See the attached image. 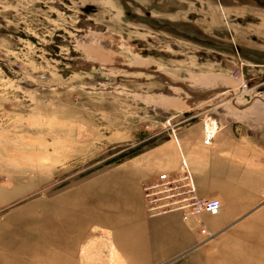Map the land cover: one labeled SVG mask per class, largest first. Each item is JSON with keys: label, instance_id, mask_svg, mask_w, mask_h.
<instances>
[{"label": "rangeland", "instance_id": "rangeland-1", "mask_svg": "<svg viewBox=\"0 0 264 264\" xmlns=\"http://www.w3.org/2000/svg\"><path fill=\"white\" fill-rule=\"evenodd\" d=\"M260 97L264 0H0V264H264V189L208 239L141 191L145 151Z\"/></svg>", "mask_w": 264, "mask_h": 264}, {"label": "crops", "instance_id": "crops-1", "mask_svg": "<svg viewBox=\"0 0 264 264\" xmlns=\"http://www.w3.org/2000/svg\"><path fill=\"white\" fill-rule=\"evenodd\" d=\"M205 130L213 132L208 142L204 141ZM173 148L166 153L162 144L145 151V180L162 171H177L184 160L198 197H217L222 203L232 199L233 205H245L247 190L264 189V99L240 103L229 116L197 117L175 132ZM170 213L180 218L177 212ZM231 216L219 217L220 224L215 220L213 228ZM190 221L195 224L193 219L182 222Z\"/></svg>", "mask_w": 264, "mask_h": 264}, {"label": "built area", "instance_id": "built-area-1", "mask_svg": "<svg viewBox=\"0 0 264 264\" xmlns=\"http://www.w3.org/2000/svg\"><path fill=\"white\" fill-rule=\"evenodd\" d=\"M247 83L241 84L245 90ZM213 132L205 130L204 141L208 142ZM142 197L149 215L177 212L182 221L194 220L198 233L203 239L213 233L205 225L201 216L215 215L220 211L221 202L217 197L201 198L196 194L191 172L184 160L175 172H159L154 178L145 180L141 185Z\"/></svg>", "mask_w": 264, "mask_h": 264}]
</instances>
